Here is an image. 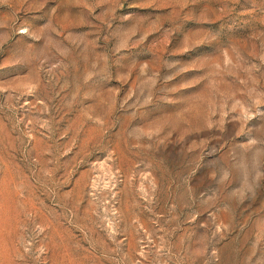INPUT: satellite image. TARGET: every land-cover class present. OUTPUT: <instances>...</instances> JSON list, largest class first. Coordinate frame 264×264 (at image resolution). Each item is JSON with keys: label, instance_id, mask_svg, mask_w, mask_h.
Instances as JSON below:
<instances>
[{"label": "rangeland", "instance_id": "rangeland-1", "mask_svg": "<svg viewBox=\"0 0 264 264\" xmlns=\"http://www.w3.org/2000/svg\"><path fill=\"white\" fill-rule=\"evenodd\" d=\"M0 264H264V0H0Z\"/></svg>", "mask_w": 264, "mask_h": 264}]
</instances>
